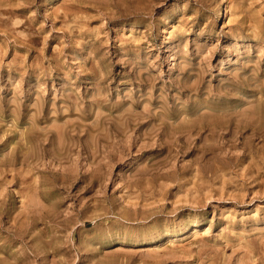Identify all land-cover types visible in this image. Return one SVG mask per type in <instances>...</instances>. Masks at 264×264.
Returning a JSON list of instances; mask_svg holds the SVG:
<instances>
[{
    "label": "rangeland",
    "instance_id": "rangeland-1",
    "mask_svg": "<svg viewBox=\"0 0 264 264\" xmlns=\"http://www.w3.org/2000/svg\"><path fill=\"white\" fill-rule=\"evenodd\" d=\"M0 264H264V0H0Z\"/></svg>",
    "mask_w": 264,
    "mask_h": 264
},
{
    "label": "bare ground",
    "instance_id": "bare-ground-1",
    "mask_svg": "<svg viewBox=\"0 0 264 264\" xmlns=\"http://www.w3.org/2000/svg\"><path fill=\"white\" fill-rule=\"evenodd\" d=\"M223 11H224V10H223ZM222 15H223V14H222ZM202 111H203V110H202ZM97 115H98V114H97ZM97 115H96V116H97ZM125 115H126V114H125ZM125 115H124V116H125ZM59 128H60V126H59ZM59 133H60V132H59ZM126 137H127V136H126ZM168 141H169V140H168Z\"/></svg>",
    "mask_w": 264,
    "mask_h": 264
}]
</instances>
